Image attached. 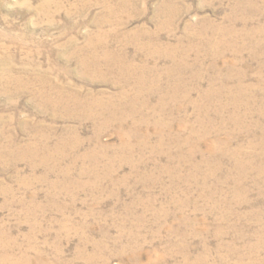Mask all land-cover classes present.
Masks as SVG:
<instances>
[{
	"label": "rangeland",
	"instance_id": "obj_1",
	"mask_svg": "<svg viewBox=\"0 0 264 264\" xmlns=\"http://www.w3.org/2000/svg\"><path fill=\"white\" fill-rule=\"evenodd\" d=\"M8 263L264 264V0H0Z\"/></svg>",
	"mask_w": 264,
	"mask_h": 264
},
{
	"label": "bare ground",
	"instance_id": "obj_2",
	"mask_svg": "<svg viewBox=\"0 0 264 264\" xmlns=\"http://www.w3.org/2000/svg\"><path fill=\"white\" fill-rule=\"evenodd\" d=\"M130 75H132V74H130ZM140 77H141V76H140ZM145 78H146V77H145ZM157 78H159V77H156L155 79H157ZM138 79H139V78H138ZM135 80H136V78H135ZM150 80H151V79H150ZM157 80H158V79H157ZM143 81H144V80H143ZM108 119H109V118H108ZM114 120H115V119H114ZM111 121H112V120H111ZM99 134H100V133H98V135H99ZM124 135H125V134H124ZM124 143H127V142L124 141ZM125 146H126V145H125ZM130 146H131V145H130ZM119 150H120V149H119ZM7 261H8V260H7ZM13 262H14V261H13ZM13 262H12V263H13ZM8 264H9V263H8Z\"/></svg>",
	"mask_w": 264,
	"mask_h": 264
}]
</instances>
